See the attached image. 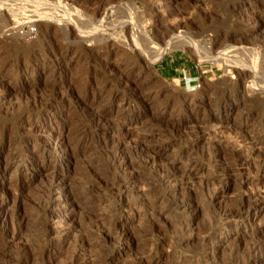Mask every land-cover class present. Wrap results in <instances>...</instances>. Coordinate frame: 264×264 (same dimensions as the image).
I'll use <instances>...</instances> for the list:
<instances>
[{
  "label": "rangeland",
  "instance_id": "obj_1",
  "mask_svg": "<svg viewBox=\"0 0 264 264\" xmlns=\"http://www.w3.org/2000/svg\"><path fill=\"white\" fill-rule=\"evenodd\" d=\"M0 5L5 7L0 10V76H5L0 81V199L10 197L0 214L13 213L19 227L12 246L0 224V264H65L75 241L97 240L98 229L107 223L102 211L114 205V189L126 174L110 165L115 159L130 163L128 173H140L134 187L138 191L150 177H159L168 161L182 158L184 164L191 157L211 170L210 142L220 140L214 139L215 132L222 136L229 163L239 151L249 153L252 164L264 161L260 144L245 142L235 150L229 144L231 132L244 120L264 126V0H0ZM46 22L53 24L49 32L42 31ZM35 56L39 59L27 67ZM111 67L138 76L143 81L139 92L152 98L143 103L121 100L123 85L113 79L118 70ZM236 67L247 69L245 77L238 76ZM226 106L231 112L219 113ZM213 116L223 125L211 127ZM49 119L64 137L82 138L74 150L77 156L69 165L61 164L78 203L72 196L66 200L56 183L48 201L51 171L23 170L33 145L44 144L51 133L28 122ZM208 133L213 139L196 145ZM107 143L113 145L106 148ZM149 154L155 157L143 166ZM54 155L64 154L56 149ZM221 189L225 192L215 194L216 202H236L237 190ZM93 195L96 201H108L86 203ZM197 197L204 200L206 193L199 191ZM262 205L264 201L257 208L264 211ZM53 211L62 217L65 228L60 230L67 239L50 248L45 240L60 221ZM186 218L189 230L180 231L181 220L171 216L172 226L149 233L148 242L133 241L127 247L119 238L121 261L134 260L150 248L165 253L170 246L186 264H230V247L262 228L247 220L224 222L206 209ZM130 223L136 232L148 228L144 220ZM224 223L230 226L225 245L209 243L210 229L218 237ZM20 244L28 246L33 262H24Z\"/></svg>",
  "mask_w": 264,
  "mask_h": 264
},
{
  "label": "bare ground",
  "instance_id": "obj_2",
  "mask_svg": "<svg viewBox=\"0 0 264 264\" xmlns=\"http://www.w3.org/2000/svg\"><path fill=\"white\" fill-rule=\"evenodd\" d=\"M4 8L5 7L3 5H0V10H3ZM176 26H178V24ZM176 26H174V28H171L175 29ZM51 27H53V24L51 22H46L42 26V31L49 32L51 30ZM179 36L181 35H178L180 41ZM191 38L188 37L187 40ZM171 40H174V37ZM191 41H194V39ZM189 42L190 40L188 41V43ZM194 43L191 44L194 46L196 45L197 47V44ZM196 47L195 50L198 51L199 48ZM37 59H39L37 58V56L29 58L26 62V66L28 67V64L31 62V60L35 61ZM43 61L45 60L42 59V62ZM215 61L221 62L218 58L215 59ZM222 63L224 62L222 61ZM40 64L42 63H39L38 61L37 65ZM46 67L48 66L46 65ZM109 70L106 69L105 71L108 72ZM117 70L118 72H116L117 74L113 79L119 82L120 85H123L122 92L119 94L121 95V100L127 101L129 99H133V101L136 100L140 103H143L146 102V100L148 101L150 99L151 95H147L146 97L144 94H141V92H139V86L143 85V81H141L138 76L131 75L129 72L126 73L120 68H112V71ZM235 70L238 72V76L241 78L245 77V75L247 74V69L245 70L244 68L236 67ZM4 78L5 76H0V81H3ZM206 89L207 86H204L200 94H202L203 91H206ZM117 96L118 94H114L112 97ZM112 97H110L109 99H111ZM130 103L131 101L128 102V104ZM232 104H234V102H232ZM194 106H196V103ZM194 106H191V109H195L198 111L199 108H195ZM231 106H226L222 109L220 108L219 113L223 112L227 114L231 112V109L233 107ZM122 113L125 114V110L122 111ZM213 117L214 120L211 123V127L223 125L219 116ZM255 122H253L252 120H244V123L243 125H241L242 127L240 126V129L238 128L235 131L231 132L229 136V144L232 145L233 150L236 149V146L239 147V145H242L243 143L245 144V142H249L256 146H259L260 144L263 148L264 126L258 128L259 124ZM28 123L29 127L35 129L38 127H47L51 133L50 136L46 138L44 144L33 145L32 150L34 151L30 152V163L24 164L23 168L25 169L23 170L31 169L33 172L35 171L37 173L44 171L46 173V171H51L52 177L46 196V199L48 201H50L52 197L53 186L56 183L59 186V190H61V195H63L66 200H69L68 198L72 196V202L78 203L79 201L77 197L72 195V189L68 185V179L65 172L66 170L61 166V164L66 163L67 165H69L72 162L73 157L77 156V153L74 152V150L79 147L82 138L75 140L71 137H64L61 131L59 132L53 127L50 119L47 120V122H39L35 124L31 122ZM209 133H211V131ZM219 133L217 134L215 132L214 134V139L217 137L218 139H220L218 140V142L211 141V139H213V137L210 139V135L212 133L209 134L208 138L207 135L203 139L200 138L197 141L195 140L196 145L201 143L203 140H209L208 142L211 141V170H208L207 166L205 167L199 164L196 160H194V158L191 157H187L189 159L184 164L182 163V158L174 161H168L159 169V174H157L160 175L159 177H156V179H153V177L151 179L150 177L149 180L145 182L146 188H143V186L139 185L140 191L134 188L135 184L140 180V173L134 171H130V173H128V169L131 165L126 161L125 158L115 159L114 162L112 161V163L110 164L111 166H118V171H122L123 173L126 172V174H122L123 177L121 179V182L119 184L117 183V187L115 186L116 188L114 189V193L117 195V200L115 201L112 199L115 202L111 204L114 205L112 207L107 206L108 208L105 206V211H102V218L106 219L107 223L105 222L106 225L103 224L98 229V237L94 242L90 240L87 241L84 238L75 241L74 243H76V247L72 251L71 255L67 258L65 264H186L184 258L181 256L182 254H176L174 250L170 248V246L166 252L164 251L165 253L162 252L163 250L152 251V249L150 248V250L146 252H140L139 256L136 259L134 258V260L131 259V261L127 262L121 261L120 256L123 253V249L119 247L118 239L121 238L123 239V241H126L127 247L131 246L133 241H139V243L148 242V240L150 239L149 233H154V231L161 232L169 229L172 226L171 224L173 223L170 222L171 216H176L181 220H179L180 223H177L179 224L180 231H184L185 229L189 230L188 224L186 223L188 217L186 218V216H193L195 214H198L203 209L212 212L213 216L216 218H222L224 222L237 223L247 220L248 223L262 225V228L260 230L252 231L256 233V235L253 234L252 236H250V239L246 241L241 240L239 244H234L233 247H230L232 248V256L230 259V261H232L230 264L264 263V211L258 209V204L264 201V185L261 184L262 178L264 176V161H262L258 165L252 164L250 162L251 156L249 155V153L245 151H239L236 160L232 163H229L228 158L226 157L227 148L223 145L221 141L222 136L220 137ZM204 135L205 134H203V136ZM110 145V143H107L104 147L110 148ZM56 149H60L62 154L64 155L60 157L55 156L54 153ZM154 155L151 156L149 154L143 166H147L149 162H152L153 158L155 157ZM208 171H212V174H210L211 172L208 173ZM260 175L262 178H259ZM221 187H223L225 190H237L239 197L236 202H234L233 204H221L216 202L215 194L218 191L225 192L221 189ZM147 189L154 190L155 193L153 195H148L149 191ZM158 189L160 190L158 191ZM15 191L16 189H14V192ZM199 191L204 192V194L206 193V198L204 200H200V198H198L199 196L197 197V193ZM86 197L87 196H85V198ZM94 197L95 196L93 195L88 198L87 201L85 200L86 203H97L98 201H101V203H105V201H108L107 198H101L100 200L96 201L95 199L97 197L95 199ZM9 198L10 197L8 195H6L5 197H1L0 207H5L8 204ZM262 206L264 207V205ZM51 215L57 217L59 220L62 218L55 211H53ZM13 216V213L0 214V224L2 225V233L5 237L4 239H6L9 243H12V246H14L13 243L17 241V237L19 234V227L17 226V224L15 225ZM125 220L126 223H124ZM142 220H144V223L148 225V228L146 229L144 227V229L146 230L136 232L132 226V223L130 222H140ZM64 226L65 223L61 220L54 223L53 229L50 230L51 235L46 240L44 239L45 244H43L50 248H55V244L57 242L65 243L67 238L64 236V232L60 230ZM227 227L229 228L230 226L224 223L222 230L225 231L223 234L221 232L218 237L215 236V232L213 231V229H210L209 237L207 239L208 242L215 245H220L221 247L225 245L228 240V237L226 236ZM234 227L236 226L234 225ZM19 247V251L25 257L24 262L27 263L32 261V254L30 250L27 249L28 246L26 244H20ZM51 254L52 253L48 251L47 259L50 260Z\"/></svg>",
  "mask_w": 264,
  "mask_h": 264
}]
</instances>
